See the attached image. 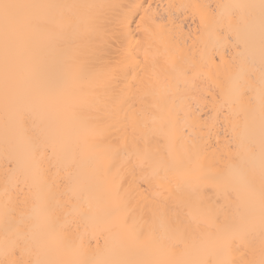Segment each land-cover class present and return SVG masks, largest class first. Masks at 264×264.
<instances>
[{
    "label": "snow or ice",
    "instance_id": "snow-or-ice-1",
    "mask_svg": "<svg viewBox=\"0 0 264 264\" xmlns=\"http://www.w3.org/2000/svg\"><path fill=\"white\" fill-rule=\"evenodd\" d=\"M74 7L0 0L5 103H9L10 83L16 74L12 46L22 42L32 87L27 102L17 101L14 118L25 133L26 152L35 169L31 183L24 179L28 194L20 202L32 200V214L26 218L32 239L6 249L0 264H101L79 255L80 230L89 224L116 230L133 245H152L170 254L189 240L201 238L215 244L206 259L108 260L102 264H256L246 258L243 248L246 226L257 206L264 236V0L259 5L261 75L257 81L248 72L237 83L231 77L220 79L237 57L230 63L221 55L217 62L215 53L207 58L202 54L197 61L200 36L191 46L186 39L182 45V31L157 24L150 4L135 32L128 29L127 16L111 28L99 21L81 27L56 11ZM182 7L200 16L201 29L209 28L210 22L222 23L208 5ZM113 46L118 52L114 62L109 58ZM240 59L242 65L252 64L247 57ZM52 67L57 69L55 74L38 71ZM206 74L217 80L212 102L218 114L238 105L251 115L258 104V155L252 140H229L225 133V142L217 138L209 153L204 136L186 140L181 133L180 114L172 106ZM74 83L89 87L73 89ZM201 119L190 126L203 132L207 121L201 123ZM214 127V123L209 127V136ZM86 167L104 177L102 209L94 204L97 185ZM209 192L216 194V201ZM49 242L54 249L48 248ZM42 251L67 258L40 259ZM235 253H240L239 259ZM261 254L259 264H264V240Z\"/></svg>",
    "mask_w": 264,
    "mask_h": 264
},
{
    "label": "bare ground",
    "instance_id": "bare-ground-1",
    "mask_svg": "<svg viewBox=\"0 0 264 264\" xmlns=\"http://www.w3.org/2000/svg\"><path fill=\"white\" fill-rule=\"evenodd\" d=\"M13 2L23 4H45V5H74V8L57 9L62 12L73 23H78L81 27H87L90 21L106 23L109 28L115 27L120 20L127 16L128 29L136 31V26L140 21V16L144 14L148 5H151V15L157 24H166L169 28L175 26L178 32L182 31L181 44L187 40L189 46L192 45L196 36H200V42L195 49L197 61L202 54L215 53V60L223 55L226 61L231 63L232 57H237L230 71L222 73L221 80L231 77L233 83L239 82L242 75L248 72L253 73L258 81L261 75V15L259 5L261 0H13ZM204 4L215 10L218 18H222V23L216 25L210 22V27L201 29L200 16L194 15L192 8L182 7L184 5ZM134 5H142L136 8ZM217 5H224V8H217ZM255 7H252V6ZM131 9V11H130ZM199 29V31H198ZM191 34V38L189 35ZM187 51V49L185 50ZM14 71L13 79L10 83V99L5 103V76L4 61L5 49L2 32H0V260L6 258V249L11 248L17 242L30 241L32 233L28 231L30 221L26 218L32 214V200L28 199L27 204L20 203L28 194L24 179L32 182L35 169L32 161L26 152V136L15 121L14 115L21 103L30 99L29 91L32 85L27 80L26 73V52L22 42H14L11 51ZM241 57H247L252 64H241ZM109 58L114 62L118 59V52L115 46L110 48ZM243 68V73L241 72ZM45 73L55 74V67L38 69ZM211 71L215 72V65ZM215 78H210L208 74L197 80L196 87L183 95L175 103L174 110L179 112L180 119L178 128L185 139L194 136L205 137V147L211 153L216 146L217 138L221 144L227 139L233 141L247 142L252 140L259 151L261 140V117L258 104L255 111L248 115L240 106L225 108L223 114H218L213 106V96L216 94ZM73 89L89 87L87 84L74 83ZM183 87V85H182ZM259 87L257 85V93ZM129 103H132L129 100ZM138 108L139 105L137 104ZM229 112L232 113L230 119ZM187 116V126H186ZM202 118L201 123L207 121V126L203 132L194 130L190 125L197 118ZM212 117V120H209ZM211 136L208 135L209 127L212 124ZM218 134V136H217ZM190 142V141H189ZM203 143V142H202ZM55 163V161H53ZM227 163V161L225 162ZM192 165H195V155L192 158ZM99 167V165H97ZM85 172L97 185L94 204L102 209L105 200V180L98 172L93 174L92 169L85 168ZM20 183L17 184V180ZM208 196L212 201L217 200L213 192ZM223 199L220 203H223ZM247 243L243 251L247 253V259L259 264L262 258L261 248L264 236L261 234L259 211L254 219L247 226ZM83 245L79 249L81 258L91 261L102 262L108 260L120 261H156L164 259L177 260H199L206 259L215 250V244L210 240L198 238L195 242L189 240L181 245L171 254L167 249H162L152 245H133L130 241L125 242L123 237L116 230L109 231L104 226L95 228L89 224L86 228L81 227ZM80 244V241H77ZM48 248L54 249L55 245L49 242ZM17 251V255H18ZM234 257L239 259L240 253H235ZM36 259L35 256L31 257ZM40 259H65L62 253L53 252L49 254L42 251Z\"/></svg>",
    "mask_w": 264,
    "mask_h": 264
}]
</instances>
